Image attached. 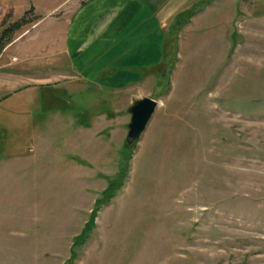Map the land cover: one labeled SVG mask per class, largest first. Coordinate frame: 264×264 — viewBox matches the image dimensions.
<instances>
[{"label": "rangeland", "instance_id": "374dc122", "mask_svg": "<svg viewBox=\"0 0 264 264\" xmlns=\"http://www.w3.org/2000/svg\"><path fill=\"white\" fill-rule=\"evenodd\" d=\"M97 1L0 0V72L33 34L37 71L72 69L51 39ZM173 1L161 55L100 86L0 75V264H264V0ZM125 68L148 74L124 87ZM144 97L160 105L129 145Z\"/></svg>", "mask_w": 264, "mask_h": 264}, {"label": "crops", "instance_id": "0c3cea01", "mask_svg": "<svg viewBox=\"0 0 264 264\" xmlns=\"http://www.w3.org/2000/svg\"><path fill=\"white\" fill-rule=\"evenodd\" d=\"M164 7L158 6V0H99L79 14L76 21L68 28L64 42L62 40L58 44V41L54 42L51 39V47L56 48L62 55L61 63L66 65L65 60L72 69L53 71L50 68L49 71L46 67L45 71H37V63L34 59L37 57V50L42 48L37 46L40 42L37 33L38 35L33 34L30 40H25L26 44H21L24 40L23 36L14 42L20 46L18 50H15V54L20 56L19 62L22 58V62L15 63L18 64L16 65L18 69L12 72H0L1 79L7 80L9 84L13 82L12 84L18 88L23 87L24 80L29 82V87L33 88L37 85L36 81L48 79L51 75H77L80 79H92L98 84L101 79L108 78L113 73L116 74L117 68L114 70L112 65L117 62L135 63L139 58L148 57L149 43L156 45L161 43L157 49L158 56L161 55L163 39L160 35V20L159 23L156 21L166 13ZM150 9H153L152 18L146 15ZM148 37H151L153 41L151 42ZM152 61L154 62V59ZM152 65L151 67H155V63ZM27 68L29 70H26ZM146 69L121 70L132 76V79L124 83V87H133L139 83L133 76L148 74ZM106 80L109 79H105L103 81L105 84L102 85L109 89L113 88L114 85L111 86Z\"/></svg>", "mask_w": 264, "mask_h": 264}, {"label": "water", "instance_id": "95a60500", "mask_svg": "<svg viewBox=\"0 0 264 264\" xmlns=\"http://www.w3.org/2000/svg\"><path fill=\"white\" fill-rule=\"evenodd\" d=\"M159 105L160 102L158 100L144 97L135 101L129 108L131 113L127 134V143L129 145L137 144L140 141Z\"/></svg>", "mask_w": 264, "mask_h": 264}]
</instances>
